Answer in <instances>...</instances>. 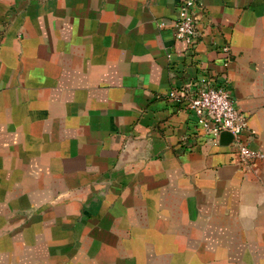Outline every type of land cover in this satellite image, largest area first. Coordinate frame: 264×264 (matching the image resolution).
Instances as JSON below:
<instances>
[{
  "label": "crops",
  "instance_id": "obj_1",
  "mask_svg": "<svg viewBox=\"0 0 264 264\" xmlns=\"http://www.w3.org/2000/svg\"><path fill=\"white\" fill-rule=\"evenodd\" d=\"M181 1L0 0V264H264V0H195L187 56ZM204 73L262 160L166 99Z\"/></svg>",
  "mask_w": 264,
  "mask_h": 264
},
{
  "label": "built area",
  "instance_id": "obj_2",
  "mask_svg": "<svg viewBox=\"0 0 264 264\" xmlns=\"http://www.w3.org/2000/svg\"><path fill=\"white\" fill-rule=\"evenodd\" d=\"M194 4L195 0H182L178 3L172 21L173 40L183 45L182 53L186 56L192 54L197 37ZM162 26V22L157 23L158 28ZM219 52L223 57V66H226L229 60L228 47L222 46ZM166 99L182 105L189 111L194 116L195 124L202 131L203 137L208 138L212 145H218L220 133L230 134L232 140L228 145L235 149L239 165L251 166L263 159L260 152L250 150L241 139L246 120L234 108L226 79L221 83H215L210 74L204 73L200 78L191 79L184 86L169 91Z\"/></svg>",
  "mask_w": 264,
  "mask_h": 264
},
{
  "label": "water",
  "instance_id": "obj_3",
  "mask_svg": "<svg viewBox=\"0 0 264 264\" xmlns=\"http://www.w3.org/2000/svg\"><path fill=\"white\" fill-rule=\"evenodd\" d=\"M232 140V136L226 132H222L218 136V143L219 145L226 146L228 145Z\"/></svg>",
  "mask_w": 264,
  "mask_h": 264
}]
</instances>
